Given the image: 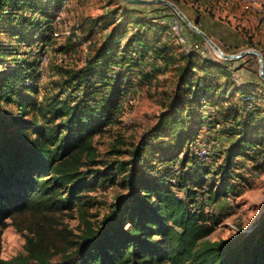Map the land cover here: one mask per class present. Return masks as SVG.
<instances>
[{
  "label": "trees",
  "instance_id": "trees-1",
  "mask_svg": "<svg viewBox=\"0 0 264 264\" xmlns=\"http://www.w3.org/2000/svg\"><path fill=\"white\" fill-rule=\"evenodd\" d=\"M62 1L0 0V264H264V213L252 231L213 240L222 220L206 209L239 196L238 159L264 144V80L239 86L234 61L204 57L197 42L187 49L150 15L155 5L118 3L59 43ZM84 42L81 65H56L60 91L41 94L30 58L49 48L75 57ZM34 44L29 59L16 57ZM136 84L163 88L162 110L137 143L119 135L103 156L95 137ZM205 128L233 139L215 150L224 156L216 170L192 152ZM180 155L175 170L161 167ZM110 187L115 200L93 213V193ZM61 214L78 219L77 232ZM9 225L26 242L6 259Z\"/></svg>",
  "mask_w": 264,
  "mask_h": 264
},
{
  "label": "rangeland",
  "instance_id": "rangeland-1",
  "mask_svg": "<svg viewBox=\"0 0 264 264\" xmlns=\"http://www.w3.org/2000/svg\"><path fill=\"white\" fill-rule=\"evenodd\" d=\"M172 1V0H171ZM196 0H189V2ZM175 3V1H173ZM177 4L180 9L188 16V6L184 2L185 0H178ZM64 6L59 13V17L56 19L54 30L59 36V43H64L67 39V35H70L74 31L77 23L81 22L85 17H98L106 9H111L113 6L124 4L125 0H63ZM165 6L166 8H163ZM150 13L161 14L166 21L171 22L175 17L179 19L181 25H183V35L191 42H197L200 52L209 50L217 60L221 59L210 45L203 39L194 38V32L188 28L183 20L177 15V13L171 8L163 4H156L153 8H146ZM189 17V16H188ZM190 18V17H189ZM191 19V18H190ZM193 21V19H191ZM194 22V21H193ZM199 26V25H198ZM57 28V29H56ZM58 32V33H57ZM196 34V33H195ZM193 35V36H192ZM201 37V36H200ZM228 36H226L227 38ZM230 39V37H229ZM226 40V45L220 46L226 53L236 54L244 49L253 48L247 47L244 49L233 47L234 39ZM231 43V44H230ZM229 46V47H227ZM235 48V49H233ZM38 51L36 45L32 47L23 46L16 57L19 59H29L28 51ZM30 55V54H29ZM47 56L48 63L45 65L44 71L40 70V62L43 56ZM72 55V54H71ZM66 54H59L52 48H49L47 52L43 53L39 58L31 57L30 59L37 60V70L40 73L39 85L41 86V94L46 91L59 92L60 89L54 85L58 79L56 65L61 63L74 64L76 62L81 65V60L88 55L87 45L84 42L83 47L79 48L78 53L75 57ZM245 61L243 63L249 74L260 79L259 71L260 65L257 56L246 55L242 59L234 61ZM170 74L163 77H168ZM262 79V78H261ZM167 87L170 88V85ZM166 89V88H165ZM163 88H151L143 84H136L135 87L130 88L126 97L121 103V112L118 118L111 126H108L107 130L95 137L96 145L101 153L105 156L106 153L111 149V146L115 144L119 135H123L125 140L134 141L137 143L142 133L149 126L154 124L157 120L158 115L162 110V99H163ZM218 141L225 145L230 146L233 139H228L222 134V130H208L205 128L199 139L195 144L192 145V152L194 156L199 158V162L203 166H211L213 170H216L218 165L223 160V155L219 152L212 153L208 158H203L198 155L199 146L202 144L213 143ZM199 147V148H198ZM254 155L255 158L250 156H241L238 159L239 168L235 171L234 182L237 183L240 189L238 197L229 196L224 200L214 205H207L206 209L216 217H220L222 223L216 229V231L210 236L211 239L217 240L220 238H228L234 235L240 230L248 231L252 229L262 212H264V144L262 148L258 149ZM176 159L172 163H162L161 167H170L174 169L175 165H178L179 159ZM258 163L259 167L255 164ZM161 169V168H160ZM162 171V170H159ZM170 174V173H169ZM177 174H170L169 179H176ZM214 179V176H211ZM118 189L110 187L108 190L103 191L101 189L93 193L95 197L100 201L91 211L93 213H99L103 215L108 209V204L115 200V195ZM59 218L69 225V228L73 232H77L79 221L77 218H71L69 215L61 214ZM26 238L14 225H9L3 231L2 235V257L9 259L15 255L25 252Z\"/></svg>",
  "mask_w": 264,
  "mask_h": 264
},
{
  "label": "crops",
  "instance_id": "crops-1",
  "mask_svg": "<svg viewBox=\"0 0 264 264\" xmlns=\"http://www.w3.org/2000/svg\"><path fill=\"white\" fill-rule=\"evenodd\" d=\"M185 1L184 3L189 5L188 16L202 27L218 45L223 47V45H226L225 41L230 37V39L233 38L235 41L232 45L233 47L244 49L250 47L249 45L252 43L255 48L264 49V19L257 13L246 11L243 8L245 0H227V2L224 0ZM210 8H213L214 14L212 15L209 12ZM150 15L162 18L161 14L154 12L150 13ZM164 21V18H162L161 22ZM168 24L170 26L169 21ZM226 36L228 37L226 38ZM201 53L206 58L217 60L209 50H204ZM244 62L243 60L240 62L234 61L232 65L233 74L239 86H246L260 80L252 76L251 73L249 74V71L243 65ZM259 77H261L260 73Z\"/></svg>",
  "mask_w": 264,
  "mask_h": 264
},
{
  "label": "water",
  "instance_id": "water-1",
  "mask_svg": "<svg viewBox=\"0 0 264 264\" xmlns=\"http://www.w3.org/2000/svg\"><path fill=\"white\" fill-rule=\"evenodd\" d=\"M126 2L134 5H154V4H163L168 7H171L177 15L183 20L185 25L190 28L194 33L201 36L209 45L212 47V49L215 51V53L223 60L227 61H233L243 58L246 55H255L257 56L259 60L260 65V76L264 80V56L262 52L256 48H248L244 49L236 54H229L226 53L205 31H203L195 22H193L181 9L180 7L175 4L171 0H125ZM264 213V212H262ZM260 218V217H259ZM259 220V219H258ZM256 226V225H255ZM254 226V227H255ZM254 227L247 232H250L254 229ZM244 231V230H240Z\"/></svg>",
  "mask_w": 264,
  "mask_h": 264
},
{
  "label": "built area",
  "instance_id": "built-area-1",
  "mask_svg": "<svg viewBox=\"0 0 264 264\" xmlns=\"http://www.w3.org/2000/svg\"><path fill=\"white\" fill-rule=\"evenodd\" d=\"M64 6V4H63ZM243 8L246 11H251L254 13H257L261 15V17L264 19V0H245L243 4ZM62 11H60L61 13ZM170 28L175 33V35L178 37L179 41L187 48H191V45H189L188 39L183 35V25L179 22V19L176 17L171 20L170 22ZM48 63L47 56H43L40 62V70L44 71L45 65ZM220 144L218 141H214L213 143L209 144H202L200 145L198 155L203 158H208L213 151L217 150L219 148Z\"/></svg>",
  "mask_w": 264,
  "mask_h": 264
}]
</instances>
